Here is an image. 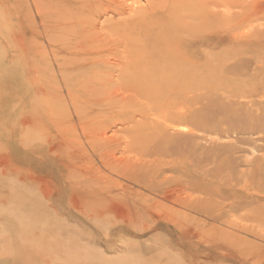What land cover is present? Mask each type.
I'll list each match as a JSON object with an SVG mask.
<instances>
[{
    "label": "rangeland",
    "instance_id": "1",
    "mask_svg": "<svg viewBox=\"0 0 264 264\" xmlns=\"http://www.w3.org/2000/svg\"><path fill=\"white\" fill-rule=\"evenodd\" d=\"M184 1L0 0V264H264L263 107L209 74L174 96L162 69L219 60L259 88L264 0ZM174 101L188 115L162 129ZM169 140L181 154L154 151ZM57 233L76 261L53 259Z\"/></svg>",
    "mask_w": 264,
    "mask_h": 264
},
{
    "label": "bare ground",
    "instance_id": "2",
    "mask_svg": "<svg viewBox=\"0 0 264 264\" xmlns=\"http://www.w3.org/2000/svg\"><path fill=\"white\" fill-rule=\"evenodd\" d=\"M186 1V0H185ZM184 1V2H185ZM192 0H187L186 1V4H188V5H190L191 3H189V2H191ZM193 2V1H192ZM182 5V4H181ZM203 5H206V4H204L203 3ZM183 6V5H182ZM191 6H192V4H191ZM193 7V6H192ZM213 7V6H212ZM194 8V7H193ZM209 8V7H208ZM186 9H188L187 7H186ZM192 9V8H191ZM204 10H206V9H204ZM213 10H215V9H213ZM212 10V11H213ZM186 11V10H185ZM189 16L190 17H195L197 20H203V18H202V13L199 15V14H196V11L194 12L193 10H190L189 9ZM210 13H211V8H210ZM230 11V10H229ZM206 12V11H205ZM205 12H203V15H205V17H207V14H204ZM200 13V12H199ZM189 22V21H188ZM186 25V24H185ZM204 25V24H203ZM209 26V25H208ZM187 27V26H186ZM185 27V28H186ZM184 28V27H183ZM191 28H193V27H191ZM197 28V27H196ZM195 28V30H194V28H193V30H190V28H188L187 27V30L188 31H191V33L193 34V31H194V34L196 33V32H199L200 30L202 31V28H200V30H197ZM190 33V32H189ZM188 33V34H189ZM190 33V34H191ZM199 36V35H198ZM172 47V46H171ZM179 54V53H178ZM178 54H176L175 52H172L171 54H170V57H165L164 55H163V58H162V61H163V64H164V67L162 68L164 71H166L167 73H176V77L174 78V80H178V83H177V88H175V89H173L174 91H170V92H172L173 94H174V96L176 95V94H179L180 93V95H182V94H184V95H186V92H185V90L187 89V85H189L190 84V81L189 80H194V78H196V77H202V81H203V77L206 75V74H209V75H212L213 77H215V80L212 82V84L210 85V84H206V86H208L209 88H211V89H213V90H227V91H225L226 93H228V94H231L232 96H234V98H236V100H238V101H240V102H242V103H249L250 105H251V107L252 106H258L260 109H261V107H263V110H264V102H262V99H261V93L264 91V82L261 84V86H257V87H259V88H257L256 90H244V88H243V90H239V89H237V86H238V84H236V83H234V82H232L233 80H228V79H225V77H223V73H225V69H223V62H221V61H215L214 63H211V62H209V61H195V60H186V59H182ZM170 69V70H169ZM161 70V69H160ZM169 70V71H168ZM224 70V71H223ZM165 72V73H166ZM162 73V72H161ZM151 75L153 76V77H155L157 74H155V72H153V73H151ZM162 75H163V73H162ZM211 76V77H212ZM205 78V77H204ZM241 78V77H240ZM240 78H237V79H239L240 80ZM150 78L148 77V76H146V77H144V78H140V79H137V82H140L141 84H142V90L143 89H145V86L144 85H148V90H147V92L146 93H148V92H150V88H151V86L149 85L150 84ZM148 81V82H147ZM195 81V80H194ZM145 82H147V84L145 83ZM192 83V82H191ZM204 84H205V82H204ZM257 85V84H256ZM249 86V85H248ZM193 89H194V91H195V94H194V96L195 97H198V100H202L203 101V96H201V91H200V89H199V87H197V86H194L193 87ZM233 89V91H231ZM179 95V96H180ZM257 96H259V98L257 97ZM262 97H264V95L262 96ZM160 98H159V96L157 95V96H154V99L153 100H159ZM167 99V98H166ZM169 99V98H168ZM167 99V100H168ZM170 100V99H169ZM168 100V101H169ZM149 101L151 102V100L149 99ZM185 102H187V100H185ZM185 102H183V103H185ZM146 104V103H145ZM153 103L151 102V106H150V108H149V112H152V113H154V111H156V105L158 104H153ZM204 104V103H203ZM207 104V103H206ZM164 105H166L165 107H166V109L164 110V112H161V118H159L160 120L162 119L163 121H162V123L160 122V127L162 128V129H164L165 128V126L164 125H166V127H167V125H170L171 123L173 124V123H175V122H180L181 121V119L182 118H184L185 116H187L188 115V111H187V109H186V104H183L182 105V107H181V110H179L180 112L179 113H177L176 115L177 116H174L173 115V112L175 113L176 111H174L173 109H175V101L173 102V103H167V104H164ZM149 106V105H148ZM208 106V105H207ZM254 108V107H253ZM184 109H186V110H184ZM146 115H147V113H145ZM154 115H156V114H154ZM148 116V115H147ZM149 116H150V114H149ZM244 120H245V117H244ZM155 126H157V124H155ZM172 126V125H171ZM175 127H176V125H174ZM186 126V125H185ZM169 127V126H168ZM187 127V126H186ZM186 127H183L184 128V130H185V128ZM177 128V127H176ZM182 128V129H183ZM183 130V131H184ZM263 130H259V132H262ZM165 133V132H164ZM261 136V135H260ZM163 139V138H162ZM161 141V140H160ZM159 141V142H160ZM165 141V140H164ZM180 141H182V140H180ZM158 142V143H159ZM166 144V143H165ZM178 144V143H177ZM169 145H170V147H165V148H163V149H160V148H157L158 150H154V151H158L159 153H166V154H171V153H180L181 154V148L183 147H177V146H175V142H173V140H169ZM160 146V145H159ZM162 146H163V144H162ZM158 153V154H159ZM219 169V168H218ZM218 171V170H217ZM220 171V170H219ZM42 210H41V212L39 213V212H37V214L36 213H34V212H32V214L30 215V213H28L27 215H24V216H19L18 218H19V220H20V222H29V220L31 219H33L34 217H36V216H41L42 217V219L43 220H45V216H43V214H42ZM45 215H46V213H45ZM37 219L38 218H35V221L34 222H36L37 221ZM38 222V221H37ZM35 224V223H34ZM43 224V223H42ZM55 226V227H54ZM54 226H52V227H47V226H45L44 228H42L43 229V236H41V235H39V236H41V237H45L46 239H51V237L49 236V232H52V231H56V230H59L58 229V227H57V225H54ZM41 227V226H40ZM12 228V227H11ZM24 230H23V232L24 231H26V232H28L29 233V229H30V227L28 226V227H26V226H24ZM14 229H15V227H14ZM12 230H13V228H12ZM16 233V232H15ZM27 235V234H26ZM58 235H59V233H57L56 234V238H55V240L54 241H50L49 243L50 244H52V245H50V246H53L52 248L54 249V253H56L55 255H57L56 256V258L54 257L53 259L55 260V259H58V258H60V257H69L71 260H74V261H76V257H75V253H72L71 251H70V249H73V246L69 243V242H67L66 241V244H67V247L68 246H70V249H68V250H65L66 248L64 247L65 246V244L63 243L64 242V240H63V238H61V236H60V238L58 237ZM32 236V235H31ZM33 238V237H32ZM54 238H52V239H54ZM34 239V238H33ZM32 242V241H31ZM42 243V242H41ZM16 244V246H17V244L18 243H15ZM37 244V243H36ZM43 244V243H42ZM19 246V249H21L20 251L21 252H29L30 253V249L28 248V250H30V251H27V249H25L26 248V246L25 245H23V244H18ZM55 247V248H54ZM40 248H41V246H40ZM52 248H50V249H52ZM65 248V249H64ZM17 249V248H16ZM41 251H42V249H41ZM74 252V251H73ZM31 253H35V252H31ZM53 253V254H54ZM37 254V253H36ZM29 255V254H28ZM38 255V254H37ZM73 256V257H72ZM29 257H30V255H29ZM74 257H75V259H74ZM28 259H30V258H28ZM39 259H40V257H39Z\"/></svg>",
    "mask_w": 264,
    "mask_h": 264
}]
</instances>
